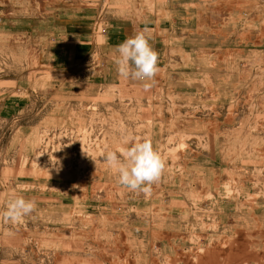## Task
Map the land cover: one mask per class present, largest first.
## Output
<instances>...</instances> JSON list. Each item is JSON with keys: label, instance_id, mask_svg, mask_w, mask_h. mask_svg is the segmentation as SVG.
Masks as SVG:
<instances>
[{"label": "rangeland", "instance_id": "1", "mask_svg": "<svg viewBox=\"0 0 264 264\" xmlns=\"http://www.w3.org/2000/svg\"><path fill=\"white\" fill-rule=\"evenodd\" d=\"M67 1L0 0V97L48 90L35 23ZM102 4L175 23L166 75L102 91L80 125L20 129L0 115V214L14 195L36 201L19 222L0 215V264H264V0ZM129 137L165 161L149 193L105 162Z\"/></svg>", "mask_w": 264, "mask_h": 264}, {"label": "crops", "instance_id": "2", "mask_svg": "<svg viewBox=\"0 0 264 264\" xmlns=\"http://www.w3.org/2000/svg\"><path fill=\"white\" fill-rule=\"evenodd\" d=\"M102 1H67L58 5L60 14L35 23L43 29L39 44L43 71L49 77L48 90H8L0 97V115L6 121L16 123L20 129L80 125L88 116L86 109L102 91L110 94L116 88L125 93L143 90L145 82L125 80L118 74L115 47L134 31L145 28L150 30L149 42L158 52L159 73L155 79L164 80L166 68L159 62L173 47L175 23L166 29L158 13H146L134 5L126 15L120 14L118 4L106 8ZM176 41L180 42L177 36ZM97 67L101 68L99 73ZM17 138L22 139L16 130L14 144Z\"/></svg>", "mask_w": 264, "mask_h": 264}, {"label": "clouds", "instance_id": "3", "mask_svg": "<svg viewBox=\"0 0 264 264\" xmlns=\"http://www.w3.org/2000/svg\"><path fill=\"white\" fill-rule=\"evenodd\" d=\"M145 28L128 36L116 45L115 59L118 74L125 80L142 81L147 91L155 82L159 73L158 52L150 44V37ZM130 146L117 151H107L104 159L106 164L118 174V183L132 192L149 193L151 186L158 183L164 173L166 164L150 140L131 142ZM36 209L35 199H26L14 195L8 202L7 209L0 215L13 223L21 221Z\"/></svg>", "mask_w": 264, "mask_h": 264}]
</instances>
